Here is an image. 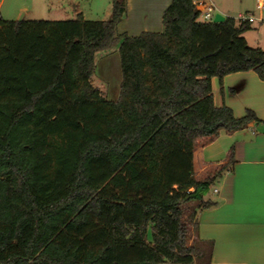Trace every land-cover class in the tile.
I'll return each instance as SVG.
<instances>
[{
    "label": "trees",
    "instance_id": "obj_1",
    "mask_svg": "<svg viewBox=\"0 0 264 264\" xmlns=\"http://www.w3.org/2000/svg\"><path fill=\"white\" fill-rule=\"evenodd\" d=\"M200 14L172 0L163 31L138 36L118 31L127 0L107 20L0 14V264H212L213 243H189L183 213L198 202L197 231L221 171L198 181L194 145L259 120L217 106L212 78L264 80V50L244 37L251 22ZM115 51L112 101L95 69Z\"/></svg>",
    "mask_w": 264,
    "mask_h": 264
},
{
    "label": "crops",
    "instance_id": "obj_2",
    "mask_svg": "<svg viewBox=\"0 0 264 264\" xmlns=\"http://www.w3.org/2000/svg\"><path fill=\"white\" fill-rule=\"evenodd\" d=\"M200 1L205 6L212 5L216 13L220 12L226 18L238 19L243 13H252L255 21L264 25V0ZM109 2L103 11L105 15H111L112 0ZM260 2L262 7H259ZM171 3L172 0H127V15L119 23L118 31L129 36L162 32L163 14ZM4 4L5 0L0 2V14L8 20H63L53 17L63 7L60 0H42L38 10L34 8L32 0H20L6 13ZM204 5L199 9H203ZM72 11L74 18L82 13L89 20L80 2L73 3ZM99 11V8H90L88 12L98 16ZM39 13L43 17H38ZM95 73L104 80L120 76L116 78L115 87L110 88L109 85L106 90L109 100H117L122 82L119 52L99 59ZM212 89L217 106H229L236 117H243L251 109L259 120L243 129L222 131L218 136L204 137L195 142V178L204 181L219 171L221 174L203 196L204 200L218 204L198 210V230L190 227L189 243H213L212 264H264V80L253 70L235 72L222 80L213 77ZM232 148L234 162L231 163Z\"/></svg>",
    "mask_w": 264,
    "mask_h": 264
},
{
    "label": "rangeland",
    "instance_id": "obj_3",
    "mask_svg": "<svg viewBox=\"0 0 264 264\" xmlns=\"http://www.w3.org/2000/svg\"><path fill=\"white\" fill-rule=\"evenodd\" d=\"M3 0H0V2ZM20 0H5L4 7V13L11 10L17 3H19ZM34 4L35 9L41 8V2L42 0H32ZM62 2V9H59L60 12L57 11L53 17H60L61 19H72L74 18V14L72 11L73 3L80 2L83 9H86L87 17L89 20H107L110 18V15H105L103 11H105L106 7L109 6L110 2L109 0H60ZM112 6V2H111ZM90 8H99L101 11H99V15L96 16L92 12H88ZM38 17H43L41 13L38 14ZM39 19H47V18H39ZM244 37L247 39L248 44L251 47H259L264 50V25H262L260 22L255 21L252 23V29L248 30L244 33ZM120 64V62H119ZM120 76H111L109 80H104L102 78H99L97 76V81L95 82L98 86H105L106 90H108V86L110 85V88L115 87L116 84V78ZM122 77V76H121ZM197 201L194 202H188L184 206V213H183V219L185 222L189 225V228L191 226L190 216L192 212L194 211V208L197 205ZM151 231H149V240H151ZM190 242V241H189ZM208 248V245L207 247ZM207 261V257L205 256L203 259H197L195 264H204ZM168 264V263H166Z\"/></svg>",
    "mask_w": 264,
    "mask_h": 264
},
{
    "label": "built area",
    "instance_id": "obj_4",
    "mask_svg": "<svg viewBox=\"0 0 264 264\" xmlns=\"http://www.w3.org/2000/svg\"><path fill=\"white\" fill-rule=\"evenodd\" d=\"M193 4L196 6L197 9H199L202 5L205 3H202L200 0H192ZM259 7H262V3H259ZM201 14H200V19L205 22H214V17H215V10L212 5L210 6H205L203 9H199ZM256 17L252 13H243L238 17V20L242 21H249L253 23L255 21ZM217 192L218 189H215Z\"/></svg>",
    "mask_w": 264,
    "mask_h": 264
},
{
    "label": "water",
    "instance_id": "obj_5",
    "mask_svg": "<svg viewBox=\"0 0 264 264\" xmlns=\"http://www.w3.org/2000/svg\"><path fill=\"white\" fill-rule=\"evenodd\" d=\"M226 20V17L221 14L220 12H217L214 17V22H223Z\"/></svg>",
    "mask_w": 264,
    "mask_h": 264
}]
</instances>
